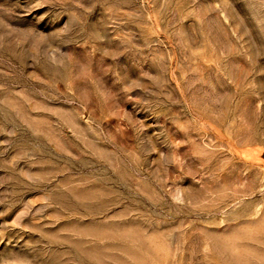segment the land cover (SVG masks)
Returning a JSON list of instances; mask_svg holds the SVG:
<instances>
[{"label": "rangeland", "instance_id": "rangeland-1", "mask_svg": "<svg viewBox=\"0 0 264 264\" xmlns=\"http://www.w3.org/2000/svg\"><path fill=\"white\" fill-rule=\"evenodd\" d=\"M0 264H264V0H0Z\"/></svg>", "mask_w": 264, "mask_h": 264}]
</instances>
